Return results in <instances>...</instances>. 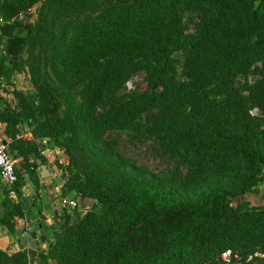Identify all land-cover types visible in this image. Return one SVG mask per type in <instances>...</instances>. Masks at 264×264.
I'll list each match as a JSON object with an SVG mask.
<instances>
[{
  "label": "trees",
  "instance_id": "obj_1",
  "mask_svg": "<svg viewBox=\"0 0 264 264\" xmlns=\"http://www.w3.org/2000/svg\"><path fill=\"white\" fill-rule=\"evenodd\" d=\"M99 1L0 0V79L27 68L35 90L7 92L12 106L0 89V124L18 176L5 189L0 227L19 236L18 221L39 216L34 230L54 239L47 253L0 248V264H30L37 255L45 264H226L227 250L240 256L232 264H248L264 255V206L233 204L264 184V119L250 114H264V0H133L83 13ZM40 4L33 20L27 12ZM180 52L183 81L172 74ZM251 71L255 82L236 87ZM139 74L147 91L123 95ZM75 79L77 96L67 97L64 86ZM144 129L176 163L171 177L143 171L106 140ZM54 148L70 157L62 197L95 203L48 225L37 161L46 166L43 150ZM199 189L194 199L173 195Z\"/></svg>",
  "mask_w": 264,
  "mask_h": 264
},
{
  "label": "rangeland",
  "instance_id": "obj_2",
  "mask_svg": "<svg viewBox=\"0 0 264 264\" xmlns=\"http://www.w3.org/2000/svg\"><path fill=\"white\" fill-rule=\"evenodd\" d=\"M132 1L133 0H101L97 3H93L89 5L86 9L83 10V13H101L110 7L128 4ZM41 6L42 4L35 6L33 9H31L32 10L31 17L33 18V20L37 18V9ZM194 19L195 18L193 16L186 19V22L188 23V34L190 38H192V36L195 35L194 25L192 24V21ZM1 49H2V43L0 42V51ZM185 60H186V56L182 52L177 53L174 56V67L172 74L174 78H176L177 80H181V81L185 80L183 76V70H184L183 64ZM256 78H257L256 74L253 71H251L248 75L237 79L236 87L242 89L245 83L253 84ZM53 79L55 82V87L59 89L60 81L55 76H53ZM76 81H78V79H75L74 81H70L68 82V84L64 86V94L67 97L77 96V87H79V83L75 84L74 82ZM71 85H75V87L71 88ZM147 88H148V81L146 80L145 74H139L128 82V84L123 89L122 94L128 96L136 92H145L147 91ZM0 89L5 91V94H7V92H9L10 90L11 91L16 90L24 94L34 93L35 91L31 75L27 70V68L16 73L12 77L10 82H6L4 81V79H0ZM6 97L8 102L12 106L16 105V98L14 95L8 93ZM250 114L253 117L264 119V114L261 111H259L257 108H252L250 110ZM263 128H264V123H263ZM106 140L109 143H111L119 152L125 155L133 165L141 168L143 171L147 173H151L152 175L158 177L161 176L171 177L173 172L176 171V166H177L176 163L162 155L157 145V142H155V140L150 136L148 130L146 129H144L140 133L130 130L111 132L106 137ZM44 143L46 144V140ZM47 151H50L51 154L48 157L46 166L53 168L55 170L54 172L56 173V175L57 173L61 175L63 173L65 175V178L68 179L70 172H72V170H70L69 155H67L66 152L60 148L43 150L44 153ZM147 173L146 175L152 176L151 174H147ZM201 194L202 192H200L199 189L198 191L186 190L180 193H174L173 195L178 199L189 200V199L197 198ZM64 198L76 201L77 204L81 207V210L80 209L74 210L68 207H62V211L60 212L62 216L65 213L66 214L70 213L72 215L83 213L94 206L93 204V206L89 207V205L86 203V201L88 202V200L90 199H83L81 197L76 199L73 194L65 196ZM241 202H248L251 205H256V206H264V184L260 185L257 191H255L254 193L245 194L241 197L233 199L234 205H238ZM41 212L42 215L47 218V220L49 219L50 221H52L54 219L55 215L53 214V212L48 211L46 213L45 209L42 206V203H41ZM24 239H25L24 249L28 250V248H30L29 242L31 241V238L30 236H25ZM45 244L46 245H44V247L42 246L40 250L44 251V253H47L48 244L47 243ZM236 257L237 260H240V256L238 254H236ZM263 261H264V255L261 253H256L254 256L248 259L247 263L263 264ZM30 264H45V263L41 261L40 256L37 255L30 257ZM48 264H56V263L50 260ZM237 264H241V263H237Z\"/></svg>",
  "mask_w": 264,
  "mask_h": 264
},
{
  "label": "crops",
  "instance_id": "obj_3",
  "mask_svg": "<svg viewBox=\"0 0 264 264\" xmlns=\"http://www.w3.org/2000/svg\"><path fill=\"white\" fill-rule=\"evenodd\" d=\"M0 136L3 138V127L0 124ZM45 155L48 156V152H45ZM47 171H41L40 168V191L38 192L39 198L38 202L39 204L42 203L43 208L45 209V212L52 211L54 216V219L50 221L47 220L48 225H57L61 221L60 218L62 217L61 211H62V205L61 201L63 199L62 197V186L64 182V178L61 174L56 175L54 172L55 170L49 166H46ZM29 182V180L27 181ZM7 186L5 184L0 185V214H1V204L5 197V189ZM35 187L32 183H27L24 186V196L28 198H32L35 195ZM86 203L89 205V207L93 206L94 202L92 200L86 201ZM81 210V207L79 206L78 210ZM40 222V217L35 216L32 217L31 220H20L17 224V229L21 233V235H12L8 232L4 231L3 228L0 227V248L8 253H16L21 249L25 248V230L26 226H29L30 232L35 231L34 227L36 224ZM39 234V237H41L43 234L40 231H36ZM24 236V237H23ZM51 239L50 237H48ZM31 245V241L29 242V246ZM40 248L45 243H39ZM39 248V249H40ZM38 249V250H39Z\"/></svg>",
  "mask_w": 264,
  "mask_h": 264
},
{
  "label": "built area",
  "instance_id": "obj_4",
  "mask_svg": "<svg viewBox=\"0 0 264 264\" xmlns=\"http://www.w3.org/2000/svg\"><path fill=\"white\" fill-rule=\"evenodd\" d=\"M31 11H28L27 14L31 15ZM48 152V156H50L51 152ZM35 160L31 159V162L33 163ZM16 160L11 155L8 146H5L3 138L0 136V185L5 184L8 189H13L16 186V183L18 181V176L15 169ZM11 195L13 197H16L15 192H11ZM61 205L63 207H68L71 209H78L79 205L74 200H69L66 198H63L61 201ZM29 225V224H28ZM26 226V230L24 235L29 236L30 229L29 226ZM233 257L236 258V256L233 255L231 250H227L225 253L222 254V260L226 264H232Z\"/></svg>",
  "mask_w": 264,
  "mask_h": 264
},
{
  "label": "water",
  "instance_id": "obj_5",
  "mask_svg": "<svg viewBox=\"0 0 264 264\" xmlns=\"http://www.w3.org/2000/svg\"><path fill=\"white\" fill-rule=\"evenodd\" d=\"M258 5H259V2L256 3V7L255 9L258 8ZM257 37L255 38V41H257ZM4 144L5 146H8V143L6 141H4ZM38 165L40 166L41 168V171H47L46 167L44 165H42V162L40 160L37 161ZM29 180V177L27 176L26 178V181ZM30 238H31V245H30V248L32 250H38L40 248V245L39 243H47V244H50L51 242L54 241V239H49L47 236L45 235H42L41 237H39V234L36 232V231H32L30 234H29Z\"/></svg>",
  "mask_w": 264,
  "mask_h": 264
}]
</instances>
